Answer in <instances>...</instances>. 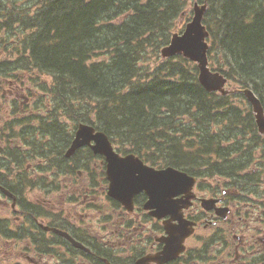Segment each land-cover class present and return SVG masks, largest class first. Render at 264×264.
<instances>
[{"label": "trees", "instance_id": "trees-1", "mask_svg": "<svg viewBox=\"0 0 264 264\" xmlns=\"http://www.w3.org/2000/svg\"><path fill=\"white\" fill-rule=\"evenodd\" d=\"M207 3L203 24L209 32L211 70L234 81L241 90L252 89L264 108V0ZM33 6L32 15L19 14L0 1V35L15 32V25L22 35L20 58L11 63L12 69H2L3 79L13 76L14 66L23 73L32 70L46 75L50 78L46 90L54 103L50 115L55 118L62 110L73 124L67 130L57 117L41 122L40 130L48 129L47 134L41 133L46 138L38 142L20 132L24 145L32 150L12 147L2 151L6 171L10 162L23 167L35 155L45 160L39 166L46 172L55 168L72 175L78 168L93 169L89 163L102 158L87 148L64 158L80 123L107 135L118 153H133L157 168L172 167L191 174L206 155L220 156L223 149L217 140L226 134L219 130L213 135L211 126L225 119L227 97L206 92L197 81L196 66L187 68L183 64L189 61L181 57L164 60L153 71L143 63L147 49L159 58L160 50L177 31L175 21L185 11V0H39ZM100 55L105 59L95 60ZM244 120L252 128V116L248 114ZM11 126L10 137L15 134ZM81 155L82 163H78ZM214 166L218 173V164ZM97 168L103 178V166ZM7 176L0 174V186L18 202L25 201L21 198L25 186L39 184L29 182L24 172L12 181ZM23 210L27 223L38 213L44 215L38 206L28 203ZM5 226L0 224L5 239L17 238L18 232ZM22 229L26 227L19 232ZM31 241L41 248L67 245L54 236Z\"/></svg>", "mask_w": 264, "mask_h": 264}, {"label": "flooded vegetation", "instance_id": "flooded-vegetation-1", "mask_svg": "<svg viewBox=\"0 0 264 264\" xmlns=\"http://www.w3.org/2000/svg\"><path fill=\"white\" fill-rule=\"evenodd\" d=\"M248 114L253 119L252 128L241 130V137L229 139L225 148L221 147L223 161L218 164V176L214 179L213 186L204 181L205 178L213 179L215 176L214 164L208 165L205 161L200 166L195 165L191 174L182 171L193 178L194 182L189 190V204H180L181 208L176 215L191 230L181 241V248L168 257L164 255V251L168 244L175 243L176 246L178 239L170 240L167 228H175L179 226V222L170 220L167 215L159 218L152 216L150 212L155 209L144 208L148 201V195L144 191L133 196L130 211L124 209L118 202L107 197L105 176L101 177L102 183L106 185L105 198L126 218L118 225L119 228L114 227L113 230L106 220L108 216H103L106 223L100 233L82 232L67 225L65 220L61 224H42L37 215L32 216L31 222L27 223L24 221L23 207L26 208V203H32L24 201L22 204L16 198L9 199L5 193L7 190L2 186L0 196L4 199H0V203L7 206L10 201L11 212L20 214L22 222L16 228L17 238L41 240L47 239V236L59 237L47 230L57 229L66 232L86 249L75 248L61 237L67 243L63 248H41L40 245L33 244L35 247L32 250L25 249L26 253L35 254L37 259L45 254L55 256V264H264V190H261L263 184H260L264 172V152L259 154L244 151L246 141L253 143L251 149L262 148L259 142L264 137L257 130L251 108ZM100 165H103L102 161ZM184 197L180 194L174 199L183 200ZM20 227L26 229L19 232ZM5 228H8L7 224ZM3 229L0 227V232ZM212 236L213 244L209 242ZM111 237L114 238L113 241ZM0 238L5 239L6 233H0ZM199 239L201 242L197 247L188 244L189 240L196 242ZM125 241L129 247L118 248L125 245ZM35 258L26 256L25 259L29 264H38Z\"/></svg>", "mask_w": 264, "mask_h": 264}, {"label": "rangeland", "instance_id": "rangeland-1", "mask_svg": "<svg viewBox=\"0 0 264 264\" xmlns=\"http://www.w3.org/2000/svg\"><path fill=\"white\" fill-rule=\"evenodd\" d=\"M0 1L6 8H11L13 12L17 11L20 14L21 11H23L32 15L36 10L33 3L39 0ZM196 1L202 3L204 0H185L184 12L185 15H190V18L192 17L193 4ZM184 21V18H179L175 21L176 33L182 30ZM14 27L15 32L12 31V34L3 32L0 35V153L12 147L19 148L21 151H31V147L24 145L22 138H20L18 134L23 131L28 136H34L36 142L44 140L46 136L43 134H47L45 131L48 128H43V131L40 130V125L43 121L50 122L57 117L59 122L63 124L67 130H71L73 124L68 115H64L62 110L58 112L55 118L50 115L54 103L51 94L46 90L48 85H50V78L46 75H37L32 70L23 73L22 70H16L14 66V70L10 71L13 74V76H11L12 78L9 76L12 82L8 81V77L5 80L3 79L5 75L2 74V69L5 67H10L12 69L13 66L11 63L18 61L20 58L19 54L22 52V46L20 44L21 39L19 37L22 35L17 32V26L15 25ZM104 57L105 56L100 55L97 56L95 60L105 59ZM214 57L216 58L218 56L214 55ZM165 59L167 58H162L160 55L159 58L153 56L150 49H147V54H145L143 58V63L149 71H153L156 66L161 64ZM2 62L7 65H1ZM183 65L187 68H191L194 64L188 62L187 65L185 63ZM42 85H44V91H41ZM225 87L229 93H233L228 96L226 95L228 100L227 107L229 109L226 112L225 119L218 120L211 126L214 129V132L212 131L213 135L215 133L218 134L219 130H222V132L226 134V137H221L217 140L220 143V147L224 148L226 146L225 143L229 139L235 140L243 135L241 130H249L244 118L247 117L248 111H250L249 103L242 93L239 92L241 88H239L234 81H228ZM236 117L240 119H235V122H232L234 120L233 118ZM24 119L28 120L19 122ZM183 119L187 120V118ZM8 123H10L9 126ZM10 126L14 129L13 131L15 133L11 137L9 135L11 133L9 131ZM32 128H34L33 132L35 133H32ZM42 132L43 134H41ZM262 136L264 137V135ZM30 138L31 137H29V139ZM259 145L262 148L251 149V146H254L253 143L246 141L244 151L246 153L254 151V153L258 152L262 154V152H264V139H260ZM222 156L221 154L220 156L206 155L198 166L205 163V161L208 165L219 164L223 161ZM78 157L76 161L82 163L83 155ZM6 161L3 154H0V174L4 176L9 175L7 179L4 177L7 181H12L11 178H14L19 172H24L29 182L34 181L39 183L36 185L31 184L32 188L25 186L21 198L25 200V202L29 201V203L38 206V209L44 213L43 216H41L42 214L38 216L40 218L39 222L42 224H46V222L49 224L53 222L61 224L62 221L65 220L67 225H71L82 232L100 233L103 231L102 226H105L106 223L103 216L109 217L106 220L109 221L112 230L114 227L119 228L118 225L126 220L124 214L119 209H114V207H112L113 205L105 198L106 185L102 183L97 168L101 160L94 159L91 161L89 164L93 169H90L88 172H85L82 168H78L72 175L63 174V170L59 173L60 170L55 168L46 172L45 167L39 166L45 163V160L41 158L40 155L29 158V161L26 162L23 167L16 165L14 162H10L8 171L5 170L8 165ZM71 165L72 164L69 163V167ZM90 171H92L93 176H91ZM214 175L213 179L205 178L204 183L213 186V181L218 174L215 173ZM42 182L43 184H41ZM260 184H263L261 190H264V172ZM0 199L3 200L4 198L0 196ZM20 202L23 204L24 201ZM16 213L11 212L10 201H8L7 206L5 203H0V220H2L0 224H7L9 230L16 231L17 226L21 225L22 222V220L19 219L20 214H18V212ZM47 237L49 238V236ZM110 239L112 241L114 240L113 237ZM199 242H201L200 239L196 242L195 240H189L188 244L191 247H197ZM209 242L213 244V236ZM32 247H35L32 241L25 238L22 240L17 238H0V264H29L27 259H25L26 256L36 257L35 259L38 264H55L57 262L55 256H47L45 254L37 259L35 254L25 252L26 248L32 250ZM55 247L63 248V246ZM128 247L129 244L125 241V245H121L118 248L127 249Z\"/></svg>", "mask_w": 264, "mask_h": 264}, {"label": "water", "instance_id": "water-1", "mask_svg": "<svg viewBox=\"0 0 264 264\" xmlns=\"http://www.w3.org/2000/svg\"><path fill=\"white\" fill-rule=\"evenodd\" d=\"M206 4L193 5V16L191 21L185 25L181 34H173L169 44L164 47L160 54L162 58L182 56L197 66V80L206 92H217L222 96L229 93L225 88L227 79L213 72L208 67L207 51L209 49L206 39L208 32L202 24L206 11ZM249 103L257 130L264 135V111L260 100L251 89L240 91ZM88 147L93 155L101 156L105 163V177L108 182L107 196L119 202L126 210L130 211L132 198L135 194L144 191L148 195L145 209L154 217L170 216V220L178 221L179 226L173 228L168 226L169 239H175L178 243L175 246L168 244L164 255L176 253L181 248V241L190 232L187 225L180 221L176 212L181 208L180 204H189V190L194 182L193 178L186 173L174 168L155 170L143 164L133 154L119 155L113 148L108 137L101 131L95 130L87 124H78L73 140L65 152V157H71L78 149ZM5 193L14 199L7 191ZM183 194L184 199H174ZM169 223V222H168ZM51 230L56 235L64 238L73 247L86 250L80 243L72 239L66 232L57 229ZM174 247V249H173Z\"/></svg>", "mask_w": 264, "mask_h": 264}]
</instances>
